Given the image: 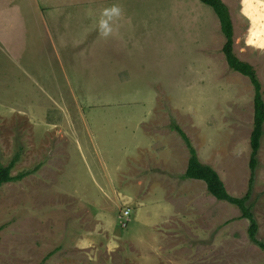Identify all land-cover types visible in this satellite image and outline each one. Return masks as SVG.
Returning a JSON list of instances; mask_svg holds the SVG:
<instances>
[{"label": "rangeland", "instance_id": "1", "mask_svg": "<svg viewBox=\"0 0 264 264\" xmlns=\"http://www.w3.org/2000/svg\"><path fill=\"white\" fill-rule=\"evenodd\" d=\"M258 1L223 0L264 100ZM223 41L199 0H0V166L37 167L0 186V264L51 251L43 264H264L239 210L182 176L170 128L245 193L253 88ZM258 162L249 202L264 241V132Z\"/></svg>", "mask_w": 264, "mask_h": 264}, {"label": "trees", "instance_id": "2", "mask_svg": "<svg viewBox=\"0 0 264 264\" xmlns=\"http://www.w3.org/2000/svg\"><path fill=\"white\" fill-rule=\"evenodd\" d=\"M199 1L211 7L218 19L220 32L224 39L221 52L224 56L227 66L232 71L246 76L253 88L252 127L248 142L249 177L247 189L242 196L236 197L230 195L216 170L212 166L203 163L199 159L195 148L183 129L176 122H171L170 128L180 137L188 152L187 165L182 176L184 178L202 180L205 183L207 192L215 199L234 205L239 210V217L247 221L246 234L248 239L252 243L256 244L264 252V241L257 238L258 224L252 212L251 203L249 202L255 179V171L259 164L258 152L260 141L264 132V100L262 97L261 84L254 67L248 62L238 58L234 52V29L227 5L223 2V0ZM15 162L16 156L11 159L7 165L0 166V186L7 182L21 180L24 177L34 173L37 169V167H33L32 169L21 171L16 175H11L10 171L13 168ZM52 254L53 251L48 252L40 264H43V262H45Z\"/></svg>", "mask_w": 264, "mask_h": 264}, {"label": "crops", "instance_id": "3", "mask_svg": "<svg viewBox=\"0 0 264 264\" xmlns=\"http://www.w3.org/2000/svg\"><path fill=\"white\" fill-rule=\"evenodd\" d=\"M258 2H260V3H256V4H259V5H258V8H259V9H263V6H261V5L264 4V1L261 2V0H259ZM240 3H241V0H240ZM260 4H261V5H260ZM241 5H242V3H241ZM258 8H257V9H258ZM244 9H245V8H244L243 5H242L241 10L244 11ZM246 18H248L250 21L252 20V17H250V15H248V14L246 15ZM154 223H155V222H151V223L148 224V226H149L150 228H154V227H155Z\"/></svg>", "mask_w": 264, "mask_h": 264}, {"label": "built area", "instance_id": "4", "mask_svg": "<svg viewBox=\"0 0 264 264\" xmlns=\"http://www.w3.org/2000/svg\"><path fill=\"white\" fill-rule=\"evenodd\" d=\"M128 213H129V209H126L123 211V215H125V216L128 215Z\"/></svg>", "mask_w": 264, "mask_h": 264}]
</instances>
